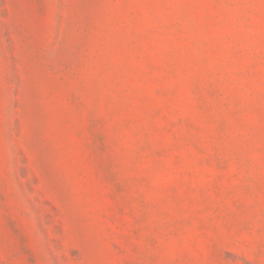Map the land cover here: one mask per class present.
Here are the masks:
<instances>
[{"label":"rangeland","instance_id":"obj_1","mask_svg":"<svg viewBox=\"0 0 264 264\" xmlns=\"http://www.w3.org/2000/svg\"><path fill=\"white\" fill-rule=\"evenodd\" d=\"M0 264H264V0H0Z\"/></svg>","mask_w":264,"mask_h":264}]
</instances>
